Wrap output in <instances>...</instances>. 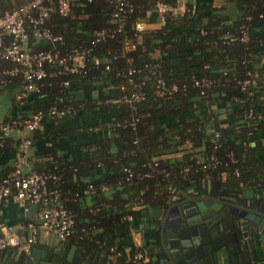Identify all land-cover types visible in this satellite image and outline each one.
I'll return each mask as SVG.
<instances>
[{"label":"trees","instance_id":"trees-1","mask_svg":"<svg viewBox=\"0 0 264 264\" xmlns=\"http://www.w3.org/2000/svg\"><path fill=\"white\" fill-rule=\"evenodd\" d=\"M166 1L176 3V0ZM189 1L196 4L194 13L167 17L160 29L141 33L135 49L123 53L116 39L99 42L94 47L99 65L94 66L93 60L89 59L87 68L90 70L69 77L67 88L59 85L64 77L47 79L49 85L30 93L21 102L32 109L30 113L18 114L22 116L38 110L47 111L51 106L72 110L62 118L44 117L42 129L25 138L30 139L31 146L42 145L35 156L45 158V161L37 163V158L31 155L33 166L39 171L56 174L58 179L50 182L51 186H57L61 196L69 199L67 204L76 215L75 231L70 237L82 245L97 246V240L111 245L112 233L123 235L120 228L122 215L132 214L137 223L143 209L149 212L151 207H161L172 195L167 188L168 182L160 178L133 177L126 180L125 167L144 172L145 165L153 161H157L160 167L171 165L177 170L194 165L212 151L211 138L215 131L219 133L215 139L219 154L224 156L227 166L219 167L208 176L199 172L178 176L175 184L179 190L189 179H221V172L226 173V181H252L264 177V157L256 153L263 130L260 125H254L258 116L264 114V0H218L221 3L218 6L216 0ZM130 2L136 7L135 16L151 20L158 18L156 0ZM110 11L104 0L78 2L68 16L55 13L52 28L73 45L89 46L96 31L113 27ZM241 28L247 29L248 41L236 39L228 42L229 38L240 36ZM128 30L132 32L130 28ZM29 44L37 50L47 47L32 37ZM107 63L110 71L104 69ZM129 66L140 68L142 73L138 77L145 82V99L137 103L135 112L128 104L107 102L108 98L119 95L117 85L121 78L115 77V73L124 72ZM151 71L160 73L168 83L185 85V90L165 98L157 97ZM254 72L259 74L257 84L241 89L237 82ZM193 76L214 82L202 93L199 87L193 86ZM19 80L20 77L15 76L5 87L18 88ZM93 90L98 91L96 98ZM214 104L217 107L212 110L210 107ZM250 110L252 114L248 117ZM78 116L93 122L81 125L85 133L89 132L87 128L100 125L106 129V135L91 144L86 158L67 160L58 155L53 144L55 139L74 131H67L63 126ZM133 117L138 119L131 126L129 121ZM20 141L15 139L16 147L9 149L5 148L8 138L5 139L0 157L4 150L16 152ZM230 151L235 155V163H230L225 156ZM99 169L111 170L112 177H97ZM236 169L238 175L234 173ZM84 190L87 193L82 194ZM109 190L113 192L106 195ZM75 192H79V196L72 200ZM84 198L90 200V206L82 213L78 205ZM96 204L107 206L91 214L90 208ZM133 205L145 207L133 209ZM91 225L100 228L102 233L90 230ZM83 227L88 229L86 234L81 231Z\"/></svg>","mask_w":264,"mask_h":264},{"label":"built area","instance_id":"built-area-1","mask_svg":"<svg viewBox=\"0 0 264 264\" xmlns=\"http://www.w3.org/2000/svg\"><path fill=\"white\" fill-rule=\"evenodd\" d=\"M98 0H26L20 5L4 10L0 13V87H5L10 80L19 76V86L16 98L21 103L30 93L40 91L41 87L49 85L47 79L61 78L59 85L67 88L70 85L71 76L86 74L89 59L93 60L94 66L99 65V57L94 54V47L99 42L107 39H116L121 44L123 53L135 49L140 34L148 30H156L163 27L166 18H176L185 14H192L196 4L189 0H176L170 3L166 0H156L155 9L157 19H143L135 16L136 7L130 0H104L110 7V18L113 27L96 31L91 45H73L64 38L56 34L52 28V19L55 13L60 16H68L72 13L74 4L78 2L92 3ZM128 28H130L129 32ZM30 37L47 44V47L34 49L30 46ZM238 40L246 42L249 34L246 28L240 29V36L231 37L228 42ZM9 62L10 65L3 66L1 63ZM106 71H110V65H104ZM142 73L140 68L128 67L124 72L117 71L115 77L121 78L117 85L119 95L107 99L111 103L128 104L129 108L135 112L137 103L145 99V82L139 79ZM155 77L154 93L159 98H165L179 90H185V85L180 86L177 82L168 83L160 73L151 71ZM264 77V73L262 74ZM259 74L254 72L249 77L238 81L241 89L247 86L256 85ZM193 86L199 87L203 93L209 88L213 80L205 78H191ZM215 81H219L216 79ZM0 102V109H1ZM72 113L68 107L58 109L51 106L44 110L35 111L29 115H15L8 119H0V149L4 146V141L13 132L31 133L43 127V118H62L64 115ZM252 111L248 113L251 117ZM133 117L129 125L133 126L137 121ZM224 127V125H222ZM219 136L218 131L214 132L211 138L213 143L212 151L194 165L190 164L177 170L174 166L160 167L157 161L146 164V171L136 172L129 167L123 169L125 179L133 177L160 178L168 182V191L174 194L179 189L175 181L178 176L186 177L188 173H203L205 176L213 173L221 166H227L224 156L219 154L215 139ZM31 141L28 138H21L16 152L11 157L14 161L11 170L0 178V212L2 211L9 196H14L16 205L26 214L30 211L31 205L37 206V220L25 222V227L29 231L23 238L20 232L13 227L6 226L0 221V254L7 250L17 249L28 252L34 243L38 242L39 234L52 235L59 240L69 238L74 234L76 227V215L68 206V198L61 196V191L57 186H51L50 182H55L58 178L52 172L39 171L33 166V160L29 154ZM230 163H235L236 158L233 151L225 154ZM238 175L237 169L234 170ZM221 179H226V173L221 172ZM89 188H92L89 185ZM87 193L84 190L82 194ZM79 196L75 192L73 199ZM106 204H96L90 208L91 214L98 213L106 207ZM121 222L133 221L132 214H124L120 217ZM88 229L83 227L81 231L86 234ZM90 230H98V227L91 225ZM81 237V236H79ZM99 248H106L114 257H123L126 262L133 261L138 264H148V252L140 246L133 251L118 249L115 245H108L105 241L97 240Z\"/></svg>","mask_w":264,"mask_h":264},{"label":"water","instance_id":"water-1","mask_svg":"<svg viewBox=\"0 0 264 264\" xmlns=\"http://www.w3.org/2000/svg\"><path fill=\"white\" fill-rule=\"evenodd\" d=\"M195 182V183H194ZM196 188L197 181H192ZM209 183V182H208ZM216 189L218 184L215 183ZM203 187V186H202ZM184 187V199L172 195L161 207L150 210L152 219L159 226L151 227L146 222L145 229L150 241H159L154 246L153 257L158 264H253L260 259L264 251V212H252L244 215L243 209H230L216 204V198L210 191L200 189L190 193ZM113 190L106 191V195ZM54 239L48 248L34 243L28 252L16 254L7 250L0 254V264H80L70 258L62 261L52 252ZM50 257V259H48ZM83 264V262H81Z\"/></svg>","mask_w":264,"mask_h":264},{"label":"crops","instance_id":"crops-1","mask_svg":"<svg viewBox=\"0 0 264 264\" xmlns=\"http://www.w3.org/2000/svg\"><path fill=\"white\" fill-rule=\"evenodd\" d=\"M26 0H0V13L3 12L4 10L14 8L21 3H23ZM222 1V0H221ZM217 6L220 3V1L216 0L214 1ZM97 90H93V95L96 98L97 97ZM17 88H10L8 87H0V102L2 103L1 109H0V119H6L18 114H25V112L30 113L32 111L31 107L29 105L20 103L17 98ZM264 99V96H263ZM216 105H211V109L215 110ZM89 118H81V117H75L70 121H67L64 124V128L67 129L68 132L65 134L63 137H59L58 139L54 140V146L57 150L58 155L64 156L67 158V160H81L84 159L88 156L90 152V146L96 141H99L100 139H103L106 135V129L103 128V126H93L87 128L89 132L85 133L84 128H81V125H89L92 124L93 122H90L88 120ZM255 126L260 125L261 130H263V135L258 138L257 145L258 148L256 150L257 156L264 157V114L258 116L257 122L254 124ZM75 127V128H72ZM83 132V133H82ZM29 133H25L22 131L19 132H13L10 137H8V142L5 145V148L8 147L9 149H13L16 147V144H14L15 139H21L25 136H28ZM14 137L12 140L10 139ZM48 144V143H47ZM42 149V145L39 143L33 144L30 149H29V154L32 156H35L37 152H40ZM15 152V151H14ZM14 152H8L7 150H4L1 154L0 157V178L4 176L12 167L14 161L10 158L12 153ZM36 157V156H35ZM35 157H33L35 159ZM37 158V157H36ZM45 161V158H37L36 162L37 163H43ZM113 173L111 170L108 169H99L97 171V177L99 178H106L110 179L112 177ZM76 178V176H75ZM197 181L199 183L200 180L196 179H189L185 182V184L182 186L181 190L184 187H194L193 184L191 183L192 181ZM202 180V179H201ZM224 181V180H223ZM171 196V195H170ZM88 198L81 199L78 207L79 211L84 213L86 210H88V207L90 206V200H87ZM145 206H139V205H133V209H143ZM159 208V207H158ZM154 208H149V212H146L144 209L142 210L141 214V219L138 220L137 223L136 221H131V222H123L120 226L122 229L123 234L122 236L120 233H112L110 242L111 244L115 246H121L122 249L125 251H133L135 247L140 246L143 247L147 252L150 253L152 249V245H154L153 241H150L149 236L147 235L145 229L148 228V225L146 222L149 220L151 221H156L151 218L150 216V210ZM37 220V206L36 205H31L30 206V211L28 213H24L17 205L14 196H9L6 200V203L0 212V221L6 225L10 226L13 228H16L21 236L25 238L29 231L25 227V222L27 221H36ZM126 224V225H125ZM100 228L96 231L98 232ZM99 232V234H101ZM153 235V234H152ZM54 239L55 242H59L61 240L57 239L56 237L52 235H46L44 233L39 234L38 238V243L41 244V246L48 248L51 240ZM152 249V250H151ZM99 250V256L102 257L100 261L98 260L100 264H105L106 260L109 261V255L107 252L104 250L106 249H98ZM14 251H19L17 249H13ZM105 252V253H104ZM153 252V251H152ZM152 258V256H151ZM96 264V262L94 261ZM98 263V264H99ZM113 264V262H112ZM253 264H264V254L260 257L258 261H255Z\"/></svg>","mask_w":264,"mask_h":264},{"label":"flooded vegetation","instance_id":"flooded-vegetation-1","mask_svg":"<svg viewBox=\"0 0 264 264\" xmlns=\"http://www.w3.org/2000/svg\"><path fill=\"white\" fill-rule=\"evenodd\" d=\"M209 182V183H208ZM217 183L218 189L214 188ZM203 186V187H202ZM205 189L210 191V195L216 198V204L222 207L225 206L224 202L228 203V207L230 209L238 210L240 207H245L243 209L244 215H247L252 212H264V177L261 176L259 180L252 181H235L233 179H229L228 181H223L222 179H204L200 180L196 188H190V193L192 194L195 191L200 189ZM172 195H180L181 199H184L186 196L185 193H182L181 190L177 191ZM171 195V196H172ZM170 196V197H171ZM239 211V210H238ZM240 213L242 211H239ZM158 221H150L151 227L159 226ZM153 234V235H152ZM156 232H152L150 234V239L154 238ZM154 245H152V249L154 250V246L159 244V241H153ZM52 252L55 254L57 258H60L62 261H66L67 258H70L72 262H83V264H98V260H101L102 257L99 256V250L97 246L94 245H82L73 237H69L67 239L61 240L59 242H53ZM264 244V243H263ZM43 247V246H42ZM264 247V245H263ZM45 248V247H43ZM49 249V247H48ZM151 249V250H152ZM152 250V251H153ZM109 255V261H105V264H138L137 262L128 261L123 257H114L108 250H104ZM151 251V255L148 252L149 261L148 264H158L154 257L153 252ZM16 254H21V251H15ZM104 252V253H105ZM264 254V251H260V256ZM152 256V258H151ZM50 259V257H48ZM248 263V262H247ZM244 260V264H247ZM100 264V263H99Z\"/></svg>","mask_w":264,"mask_h":264}]
</instances>
